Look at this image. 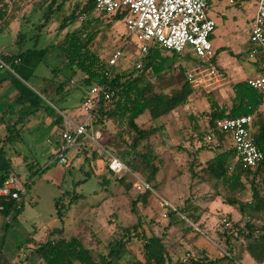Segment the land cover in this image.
Masks as SVG:
<instances>
[{
	"label": "rangeland",
	"instance_id": "obj_1",
	"mask_svg": "<svg viewBox=\"0 0 264 264\" xmlns=\"http://www.w3.org/2000/svg\"><path fill=\"white\" fill-rule=\"evenodd\" d=\"M78 2L82 0H8L13 9L7 26L0 33V54L40 49L64 39L82 25L78 17V21L61 27L65 16L73 11ZM50 7H54L51 13ZM257 9V0H238L234 4L210 0L208 16L216 22L211 41L218 53L221 69L216 66L215 73L208 69L205 74L196 75L199 81L193 82L195 92L186 106L160 119H152L149 114L138 119L143 127L162 125L163 128L152 138L156 163L160 168L156 187L136 208L132 207V201L145 191L135 187L133 175L127 178L133 184L130 189L120 183L117 180L119 175L109 171L106 166L107 154L102 148L91 141H86L88 145L85 151L78 146L72 147L68 151L72 167L67 169L60 162H51L55 155L53 153L58 151L56 140H60L61 131L48 112L42 109L24 118L18 125L20 139L7 149L11 152L15 173L25 183V192L20 198L21 210L12 212L9 220L0 212V264H41L42 259L34 253V249L46 239L49 230L61 227L64 229L62 237L69 239L80 235L96 256L108 252L121 228L134 224H141L149 234L165 235L166 245L180 259L188 253L204 259L226 252L229 247L223 236L226 226L223 225L224 219L239 222L244 227L249 216L238 205H229L223 199L235 197L246 202L252 199V191L248 182L246 189L236 192L221 185L216 188L215 181L208 180L201 170L206 160L223 149L222 146L213 145L200 150V133L206 124L202 112L209 110L208 92H212L221 105H230L232 83L258 73V63L250 55L252 46L249 42V30ZM99 13L95 9L91 17ZM47 14H51L48 20ZM104 24L97 45L101 56L109 58L128 41L122 39V35L127 34L128 38L129 32L123 20L116 22L114 28ZM21 35L25 38H20ZM231 51L238 55H233ZM162 52V56H169L168 51ZM141 54L139 41L130 37L126 55L119 66L129 65ZM180 60L188 67V72L193 70L196 73L199 65L197 57L183 56ZM67 64L57 56V49L54 48L47 61L36 69V77L30 81L47 105L64 117L71 116L81 107L83 96L89 90L78 86L83 76L80 73L73 78L75 83L68 81L62 95L57 94L59 80L55 78L53 69L59 66L63 69L64 74L59 79L64 81V75L71 72ZM1 74L7 75V72L2 69ZM168 84H164V88L167 89ZM15 96L16 91L10 81H4L0 86V117ZM20 114L17 109L8 114L7 119L11 117L13 121ZM191 116L197 118L196 123ZM6 121L0 120V136L7 133ZM196 124L200 126L198 129L195 128ZM109 128L113 130L115 126L110 124ZM101 135L98 142L104 145L110 135L104 130H101ZM230 144V139H227V145ZM194 170L203 176L193 177ZM77 195L82 196L76 198ZM57 199H61L65 207L64 223L58 216ZM71 202L73 204L70 205ZM166 202L170 205H166ZM185 205L189 207L185 213L189 221L178 216L173 219L168 214L171 206ZM192 215L198 218L196 223ZM254 217L253 221L258 226L264 224V212L255 213ZM191 223L196 224V229L191 227ZM240 241L238 238L233 244L236 246ZM133 256L142 257L141 243L131 245L126 258ZM245 257L249 259L240 264H264L257 263L249 255Z\"/></svg>",
	"mask_w": 264,
	"mask_h": 264
},
{
	"label": "trees",
	"instance_id": "obj_2",
	"mask_svg": "<svg viewBox=\"0 0 264 264\" xmlns=\"http://www.w3.org/2000/svg\"><path fill=\"white\" fill-rule=\"evenodd\" d=\"M12 9L13 7L10 13ZM9 10L10 6L6 0H0V33L9 21ZM53 10L54 7H50V13ZM94 11L95 0H82L76 4L70 14L65 16L61 27L78 21L81 13H86L87 18L82 21L80 28L68 33L64 39L40 49L29 48L17 54L6 52L0 54V61L9 66V68L0 67V86L4 81L9 80L16 91L14 100L2 112L0 120L6 121L8 114L14 113L17 109L21 113L13 121L11 117L7 119V133L0 136V185L10 173L15 172L10 157L11 152L7 147L20 139L18 125L24 118L45 109L60 130L65 127V117L55 108L47 105L43 96L30 85V81L36 77V69L47 61L51 50L56 48L57 56L67 61L71 70L70 74L64 75L66 80L63 81L59 79L61 74H64L63 69L60 66L53 69L55 78L59 80L57 94L62 95L68 81L75 83L73 78L80 73L83 76L78 86L89 88L83 99L94 85L105 84L112 95L109 99L102 98L93 112L95 127L110 135L103 146L119 157L134 173L140 175L154 191L160 168L156 163L152 138L163 126L143 127L138 123V119L144 114H149L152 119H160L190 103L195 90L193 82L188 78V67L180 60L183 54L168 51L169 56L165 57L162 56L161 51L152 48L147 54L142 53L139 58L129 61L131 62L129 65L115 67L112 74L106 76L105 71L109 67L110 57L103 58L97 45L103 29L102 25L105 23L106 27L114 28L115 23L120 20L127 25L129 11H119L110 15L99 13L91 17ZM50 16L51 14L46 15L47 20ZM104 19L107 21L104 22ZM126 37L127 34L122 35V39H127ZM20 38L24 39L25 36L21 35ZM231 53L236 55L232 51ZM257 58L264 60V50L258 52ZM217 60L216 52L213 58L214 63H217ZM139 61H141V67H138ZM2 69L7 72V75L1 74ZM248 79L232 83L233 96L230 105H221L212 92L206 94L210 106L208 111L202 112L206 124L204 131L200 133L199 140L201 141L200 150L206 147L211 148L213 145L223 147L201 166L208 180L215 181L216 188L221 185L229 191L236 192L246 189L247 182L249 183L252 191V199L249 201L245 202L235 197L223 199L222 196L216 195L229 205H238L243 213H247L249 220L244 227H241L239 222L231 220H229L231 227H226L223 223L225 226L223 236L229 247L226 252L204 259L192 256L187 264H240L243 263L246 255L252 257L257 263L264 262V224L258 226L253 221L255 213L264 212V161L253 167H245L237 156L231 134L215 129L217 122L224 117L251 114L253 116L252 134L264 151V91L252 87ZM167 83L169 87L166 89L164 84ZM67 93H69L68 89ZM196 119L195 116H191V120L195 123ZM110 124L114 125L115 129L111 130ZM199 127L195 125L196 129ZM210 129H214L213 141L207 139V132ZM227 139H230L231 146L227 145ZM106 166L108 167L107 163ZM192 176L201 178L203 174L194 170ZM128 177L129 175H125L118 177L117 180L130 189L133 184L127 181ZM151 191L147 190L140 194L132 201V207L136 208ZM15 207V200L6 203L4 216L8 217ZM21 208L22 202L21 207L16 210L20 211ZM56 208L59 219L64 223L66 214L61 199L56 200ZM188 210L187 205L171 207L168 214L173 219L178 216L189 221L185 216ZM192 218L194 223L198 221L195 215H192ZM195 225L191 223V227L195 228ZM197 230L200 231L198 228ZM120 231L119 236L110 244L108 252L96 256L92 249L86 246L80 235L66 239L62 237L63 227L52 229L48 231L46 239L34 249V253L42 259L41 264H186L183 258L176 257L166 245L165 235L149 234L141 224L124 227ZM238 238L241 239L240 244L235 246L233 242ZM137 242L141 243L142 257L126 258L130 253L131 245Z\"/></svg>",
	"mask_w": 264,
	"mask_h": 264
},
{
	"label": "built area",
	"instance_id": "obj_3",
	"mask_svg": "<svg viewBox=\"0 0 264 264\" xmlns=\"http://www.w3.org/2000/svg\"><path fill=\"white\" fill-rule=\"evenodd\" d=\"M230 4L238 0H219ZM258 1L257 14L249 30V42L252 45L251 57L256 58L258 73L248 79L249 84L264 91V60L257 58L260 50H264V0ZM209 0H95V9L107 15L127 10L126 19L128 27V41L135 37L141 45V53L147 54L152 48L159 51H175L185 56H195L199 65L196 73L188 72L191 82H198L197 74H205L208 69L216 72L213 58L216 51L213 48L211 37L216 28V22L208 16ZM11 9L9 10L10 13ZM8 13V14H9ZM82 21L87 18L86 13L79 14ZM128 41L116 49L109 58V67L105 71L110 76L115 67L119 66L126 55ZM17 62V61H16ZM208 65L209 67H206ZM142 64L139 63L138 67ZM0 67H7L0 61ZM112 93L107 90L105 84L94 85L82 103L81 113L75 117H65V127L60 132L58 151L54 155V161L60 162L65 168L72 167V160L68 151L78 146L85 138L98 145L107 154L109 169L119 175H133L134 185L140 191L152 190V186L140 175L134 173L119 157L107 150L98 142L101 131L93 121V112L102 99H109ZM253 116L251 114L239 117H224L217 122L216 130L226 131L231 134L237 156L245 167H253L264 161V151L257 144L252 134ZM214 129L207 132L208 141H213ZM23 181L14 172L10 173L0 185V212L6 210V203L16 201V208L21 207L20 198L25 192ZM166 205H170L166 202ZM174 208V206H171ZM11 212V213H12ZM10 213V215H11ZM10 215L7 217L10 219ZM166 215V214H165ZM226 227H231V222L224 219ZM234 230V229H233ZM191 254H187L183 261L187 264Z\"/></svg>",
	"mask_w": 264,
	"mask_h": 264
},
{
	"label": "crops",
	"instance_id": "obj_4",
	"mask_svg": "<svg viewBox=\"0 0 264 264\" xmlns=\"http://www.w3.org/2000/svg\"><path fill=\"white\" fill-rule=\"evenodd\" d=\"M6 2H8V0H6ZM10 7L12 8V6H10ZM11 8H10V9H11ZM253 20H254V18H253ZM252 23H253V22H252ZM251 26H252V24H251ZM232 52H233L234 54H236L234 51H232ZM162 54H163V52H162ZM236 55H238V54H236ZM184 56H185V55H184ZM190 57H191V56H190ZM215 64H216V66H217L219 69H221L220 61H219V60H217V63H215ZM256 70H257V69H256ZM80 113H81V107L78 108L77 110H75L74 113H73L71 116H72V117H75V116H77V115L80 114ZM60 131H61V130H60ZM82 140H83L84 143H81L80 145H78V147L85 151V150H87L86 146L88 145V144H87L88 142H86L87 140H86L85 138H83ZM56 143H57V144L59 143V140H58V139L56 140ZM55 153H56V152H54L53 154H55ZM51 162H55L54 159H52ZM13 170H14V168H13ZM14 171H15V170H14ZM247 259H249V257H245L244 261L247 260Z\"/></svg>",
	"mask_w": 264,
	"mask_h": 264
}]
</instances>
